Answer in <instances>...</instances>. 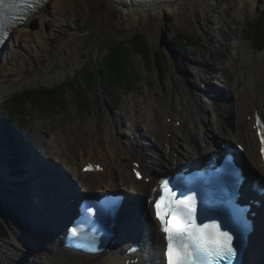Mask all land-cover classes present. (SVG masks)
<instances>
[{"label":"bare ground","instance_id":"1","mask_svg":"<svg viewBox=\"0 0 264 264\" xmlns=\"http://www.w3.org/2000/svg\"><path fill=\"white\" fill-rule=\"evenodd\" d=\"M263 4L264 0H159L145 4H123L115 0H46L22 23L9 30L3 49L7 48L8 40L10 46L17 42L23 32L26 36L37 35L31 29L32 21L41 28L53 18H58L54 21L58 23L76 15L99 12V9L104 10L107 16L125 22L129 29L152 22L157 44L161 42L160 35L164 32L170 35L179 22L193 23L191 25L202 33L204 28L209 29L215 43H210V62L200 54L192 53V61L198 68L193 71V80L204 83L205 89L202 85L199 89L200 93H207V98L196 93L190 99L187 97L194 101L187 108L160 104L161 108L157 104V85H151L149 103L140 111L133 107L123 132L112 118L108 126L99 128L97 123L91 122L81 132H76L78 134L70 133L75 126L69 123L67 133L61 130L59 135L51 132L46 141L35 142L30 136V141L42 149H36V152L52 160L64 174H70L89 191L103 192L101 187L104 186L105 189H120L149 197L157 193L160 173L188 160L201 161L212 152L220 153L227 149L216 146L208 138L213 133L219 134L220 146L231 142L243 145L248 162L261 169L259 145L252 124L255 111L264 117V50L254 54L247 41L239 36H225L219 28L221 18L230 17L236 9L238 17H243ZM215 9L217 12L213 14ZM163 45L166 46L165 43ZM5 90L8 89L0 88V94ZM221 92L226 96L224 108L217 103V100L221 101ZM134 104L132 100L131 106ZM177 121H180L179 127L176 126ZM133 134L131 139L129 136ZM148 158H152L150 163ZM133 160L141 162V169L149 176V181L134 178ZM91 162H102L105 166L103 172H82V168ZM45 175L41 169L35 189L33 184L28 188L35 191L30 199L31 228L26 237L13 233L8 239L0 240V264H144L146 260H149L147 264H159L162 261L163 235L152 221L149 204L142 210L126 212L128 217L123 219L124 230L118 242L105 251L98 254L72 253L63 249L55 251L58 245L55 233L64 223L66 208L57 205L60 193ZM137 237L144 239V249L139 255L128 256L125 249ZM251 250L256 254V264H264V235L254 238Z\"/></svg>","mask_w":264,"mask_h":264},{"label":"rangeland","instance_id":"2","mask_svg":"<svg viewBox=\"0 0 264 264\" xmlns=\"http://www.w3.org/2000/svg\"><path fill=\"white\" fill-rule=\"evenodd\" d=\"M99 10V12H90L87 15H76L72 19L66 18L65 21H58V23L54 22L58 18L57 20L53 18V21L46 22L41 28H38L37 22L32 21L31 29L34 32L36 31L37 35L26 36V33L23 32L20 39L14 42L12 46H10V40H8L6 44L7 48L3 49L0 56V88H7L8 90L0 94V103L24 89L37 87L51 88L63 81L73 79L85 65H89L97 74H100V65L106 53V46L123 38H129L134 34L144 35L149 42L151 46V65L147 67L139 55L133 56L136 66L141 72L139 87L134 92L117 93L118 104L116 105H110L111 98L107 96L101 84V79L97 80L96 92L102 99L103 104L97 106L94 101L96 95L93 92H89L88 94L92 100L89 111L79 110L76 107L72 100L71 90L65 95L66 106L61 107V105L54 112L44 113L39 108L28 105L25 108L24 115L26 116L22 120V125L19 126L20 134L28 141H30L31 137H33L35 142L39 140L46 141L47 136L51 132L59 135L60 130L63 133H67L69 123L75 126L74 129H70L73 132H70L71 134H78L84 126L91 125V122L97 123L99 128L105 127L108 126L111 118L115 119V125L123 132L125 123H128L126 118L133 113V107H135V110L140 111L141 108H144L143 106H146L145 104L149 103L151 98L149 89L151 85L153 87L157 85L159 94L158 100L157 98L156 100L161 108L164 105L172 108H187L188 105L190 106L194 102L189 100L190 97L196 93L201 94L204 98L208 97L207 93H200L201 88L199 86L202 85V89H205L203 87L204 83L193 80V71L198 68H196L192 61L194 59L192 58V53H198L210 62V55H212L209 51L211 48L210 43L213 44L215 41L209 29L204 28L205 32L202 33L191 25L193 23L179 22L176 24L175 30L170 31V35H167L165 32L162 33L160 35L161 42L157 44L154 38L155 32L152 22L138 24L129 29V26L125 22L107 16L104 10ZM254 11L244 14L243 17H238L236 9L230 17L221 18L220 32L225 36H239L241 40H245L250 44L248 38L249 24L264 13V4L261 8H255ZM216 12L215 9L212 13L215 14ZM211 21L212 19L210 18L209 23ZM53 22L55 24H52ZM166 26L167 29L170 28L168 23ZM180 35L191 37L195 40V44H185L184 50L175 52L173 41L176 36ZM250 47V50L254 54H258L264 50L263 48L257 51L252 48L251 44ZM255 75L257 76V72H255ZM221 93L222 102L217 100V103L224 108L226 106V96H223V92ZM132 100L136 104L131 106ZM1 114H4L2 105H0V121L3 118ZM116 115L120 117L118 118ZM8 124L13 128H18V124L16 125L13 121L9 120ZM222 124H224L223 121ZM226 126L224 124V127ZM208 138L217 146L221 145L219 143V134H209ZM3 147L4 142L2 139L0 152L3 151ZM36 148L42 150L37 145ZM3 163H5L4 160ZM0 167V222H2L5 214L2 213L1 204L6 196H8L7 194H9L12 187L4 181L8 176V168L3 164H0ZM23 188L24 190L15 189L14 196L24 205L21 212L9 221L11 229L7 239L13 233L26 237L27 231L32 226L33 219L29 204L30 198L26 195L28 192L27 188L24 186ZM0 240H6V238H1Z\"/></svg>","mask_w":264,"mask_h":264},{"label":"trees","instance_id":"3","mask_svg":"<svg viewBox=\"0 0 264 264\" xmlns=\"http://www.w3.org/2000/svg\"><path fill=\"white\" fill-rule=\"evenodd\" d=\"M248 38L253 49L259 51L264 48V13L249 24ZM173 43L175 52H178L184 50L185 44L194 45L195 40L187 35H180L176 36ZM134 55H139L147 67L151 65V46L142 34H134L129 38H123L108 44L100 65V74H97L89 65H85L73 79L63 81L51 88L24 89L2 102L3 115L13 121V123L21 126L22 120L26 116L24 115L25 108L28 105L39 108L44 113L54 112L61 105V107L66 106L65 95L69 90L72 91V100L76 107L79 110L89 111L92 105L89 92H93L96 95L94 101L97 106L103 104L102 99L96 92L98 79H101V84L107 96L111 98L110 105H116L118 104L117 93L134 92L139 87L141 72L133 59ZM6 147L8 149L10 144H7ZM8 152L10 154L6 158V164L11 166L12 173H18L19 171L12 167L18 162V159L11 154V151L8 150ZM13 186L21 187V184L14 182ZM14 193L15 191L11 190L1 204L2 213L6 215L0 222V236L3 238L9 236L11 228L9 221L19 214L22 207V204L14 197Z\"/></svg>","mask_w":264,"mask_h":264},{"label":"snow or ice","instance_id":"4","mask_svg":"<svg viewBox=\"0 0 264 264\" xmlns=\"http://www.w3.org/2000/svg\"><path fill=\"white\" fill-rule=\"evenodd\" d=\"M38 3L39 0H0V37L34 11ZM256 126L261 130L260 137L264 142V123L259 115ZM91 169L89 165L85 170ZM151 203L166 242L164 264H219L221 260L235 257L234 236L230 231L221 230L220 223L216 221L197 222L195 195L178 194L169 181L163 180ZM70 231L74 237L80 235L76 227Z\"/></svg>","mask_w":264,"mask_h":264},{"label":"water","instance_id":"5","mask_svg":"<svg viewBox=\"0 0 264 264\" xmlns=\"http://www.w3.org/2000/svg\"><path fill=\"white\" fill-rule=\"evenodd\" d=\"M3 46V45H2ZM2 46H1V48H0V56H1V54H2V51H3V48H2Z\"/></svg>","mask_w":264,"mask_h":264}]
</instances>
